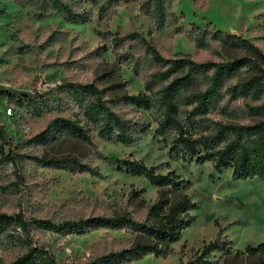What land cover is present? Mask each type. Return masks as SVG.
<instances>
[{"label": "rangeland", "instance_id": "rangeland-1", "mask_svg": "<svg viewBox=\"0 0 264 264\" xmlns=\"http://www.w3.org/2000/svg\"><path fill=\"white\" fill-rule=\"evenodd\" d=\"M62 1L86 21L68 20L53 0H0V119L14 151L24 155L19 165H13L0 154V212L25 210L28 217L60 221L131 211L143 220L146 208L134 207L133 191H142L138 195L152 203L158 188L111 162L136 159L157 166L160 173L175 170L196 205L189 211L190 226L170 255L147 254L128 264H184L191 248L210 242L221 228L236 249L264 242V180L234 178L230 168L217 170L212 161L171 156L156 132L161 112L127 99L144 91L147 79L161 67L139 38L126 37L139 33L163 56L188 54L197 62L247 54L244 48L225 43L226 35L243 36L264 52V0H168L162 24L141 11L139 3L144 0L103 15L94 0ZM204 33L205 45L199 46ZM238 80L235 76L230 83ZM92 82L105 89L104 97L124 117L148 125L133 144L104 140L94 130L89 143L59 129L60 118L82 117L70 88L63 86ZM262 103L239 97L229 106L236 115L215 111L208 117L234 122L262 119L264 109L258 108ZM44 155L67 158L71 167L35 159ZM76 160L93 170L71 169ZM132 239L129 231L102 227L69 235L34 231L35 244L50 249L65 264H83L127 248ZM25 250L16 241L1 240L0 264H9Z\"/></svg>", "mask_w": 264, "mask_h": 264}, {"label": "trees", "instance_id": "trees-1", "mask_svg": "<svg viewBox=\"0 0 264 264\" xmlns=\"http://www.w3.org/2000/svg\"><path fill=\"white\" fill-rule=\"evenodd\" d=\"M55 9L72 22L86 21L62 0H53ZM99 14L115 10L118 6L138 0H94ZM168 0H144L140 9L162 24L167 16ZM197 27V26H196ZM198 28V27H197ZM218 35H222L218 32ZM127 38H139L146 46V53L161 69L146 81L144 91L129 95L127 99L147 110L161 112L156 132L169 146L173 158L196 159L197 162L212 161L217 170L230 168L238 179L258 177L264 180V118L234 122L211 121L208 115L215 111L236 115L230 111L232 101L239 97L263 100L258 107L264 109V52L259 46L243 36L226 35L225 43L244 48L247 54L227 61L197 62L188 54L173 58L160 51L139 33H130ZM206 34L198 44L205 45ZM242 72V73H241ZM239 76V80L230 83ZM160 87L158 88V86ZM82 117L79 120L60 118L59 129L68 136L92 142L90 131L108 141L133 144L137 136L148 130V125L124 117L104 97L105 89L95 82L87 84L67 83ZM229 95L228 98H226ZM30 104L32 100L24 97ZM19 104L22 101L19 100ZM257 109V107H256ZM13 142L0 119V154L4 162L19 165L24 155L16 153ZM9 147L6 150V147ZM41 164H53L70 168L67 158L36 156ZM71 169L92 171L79 161ZM119 169L131 175L141 176L158 188L157 199L147 203L135 190L134 207L146 208L143 220L134 217L131 211L113 215H98L79 219L54 221L28 217L25 210L17 213L0 212V241H16L25 247V252L9 264H65L46 247L35 244L34 231H53L62 235L84 234L97 227L126 230L132 233V244L83 264H128L147 254L167 257L174 248L182 231L190 226L189 211L195 207L186 192V181L175 170L158 172L157 166H148L140 160L113 159ZM139 199V200H138ZM138 201V203H137ZM184 264H264V242L245 249H236L221 228L217 236L200 248L188 251Z\"/></svg>", "mask_w": 264, "mask_h": 264}, {"label": "built area", "instance_id": "built-area-1", "mask_svg": "<svg viewBox=\"0 0 264 264\" xmlns=\"http://www.w3.org/2000/svg\"><path fill=\"white\" fill-rule=\"evenodd\" d=\"M12 112H13V109L12 108H9L8 109V115L12 114Z\"/></svg>", "mask_w": 264, "mask_h": 264}, {"label": "bare ground", "instance_id": "bare-ground-1", "mask_svg": "<svg viewBox=\"0 0 264 264\" xmlns=\"http://www.w3.org/2000/svg\"><path fill=\"white\" fill-rule=\"evenodd\" d=\"M3 100V99H2ZM5 101V100H4ZM4 103V102H3ZM2 105V104H1ZM12 125V124H11Z\"/></svg>", "mask_w": 264, "mask_h": 264}]
</instances>
